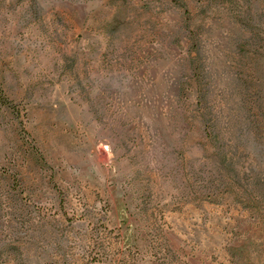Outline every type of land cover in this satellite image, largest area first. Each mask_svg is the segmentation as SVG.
<instances>
[{
  "label": "rangeland",
  "instance_id": "rangeland-1",
  "mask_svg": "<svg viewBox=\"0 0 264 264\" xmlns=\"http://www.w3.org/2000/svg\"><path fill=\"white\" fill-rule=\"evenodd\" d=\"M0 264H264V0H0Z\"/></svg>",
  "mask_w": 264,
  "mask_h": 264
}]
</instances>
